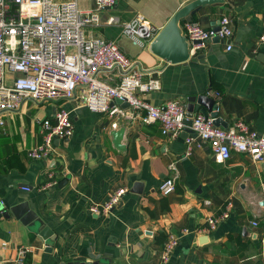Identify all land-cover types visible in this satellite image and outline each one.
I'll return each instance as SVG.
<instances>
[{
	"label": "crops",
	"instance_id": "0c3cea01",
	"mask_svg": "<svg viewBox=\"0 0 264 264\" xmlns=\"http://www.w3.org/2000/svg\"><path fill=\"white\" fill-rule=\"evenodd\" d=\"M58 1H75L84 12L95 8V0ZM192 1L118 0L98 11L100 24L86 34L116 42L141 67L159 72L161 90L141 95L150 104L188 106L190 97L207 96L220 102L218 118L225 125L218 127L243 121L264 135V0L202 7L193 15L202 28L215 27L225 16L232 19L233 48L213 40L189 61L168 63L152 53L151 41ZM139 14L156 28L151 41L135 43L124 32ZM6 77L12 84L15 75ZM101 78L117 82L116 73ZM82 99L78 92L73 100L54 103L27 100L20 111L0 115V202L9 214L0 219V264H18L21 248L30 249L24 264H61L77 257L102 264H264V161L233 152L222 162L191 132L172 140L158 122L94 113ZM62 109L71 114L73 137L57 141L49 160L29 159L28 152L43 143L40 121ZM120 128L126 129L124 151L115 149L111 136ZM171 176L177 177L176 189L165 196L160 186ZM53 179L57 185L44 189ZM119 188L128 193L111 215L90 211ZM230 203V217L209 230L208 219ZM172 236L179 245L163 263L161 253Z\"/></svg>",
	"mask_w": 264,
	"mask_h": 264
},
{
	"label": "built area",
	"instance_id": "2783aa9c",
	"mask_svg": "<svg viewBox=\"0 0 264 264\" xmlns=\"http://www.w3.org/2000/svg\"><path fill=\"white\" fill-rule=\"evenodd\" d=\"M118 0H95V8L84 12L75 1L58 0H0V115L18 112L27 100L37 104L73 100L80 92L85 107L101 114L140 116L145 124L158 122L162 134L177 139L189 130L201 141L210 145L212 153L220 161L231 158L232 153H242L253 161H264V135L252 131L243 121H236L233 127L224 129L216 126L219 114L218 101L207 115L199 112L192 117V124H186L187 106L179 101H169L164 106H155L141 95L161 90L159 72L143 68L137 61L127 57L114 41L100 37H88L86 29L100 24L98 11L113 8ZM115 22L110 18L109 23ZM219 30L202 28L196 22L182 25L184 35L191 42V55L205 49L211 41L219 39L233 48L235 34L232 19L223 17ZM124 32L135 43L151 41L156 28L139 14L132 22L125 24ZM264 41V33L261 37ZM7 73L15 78L7 82ZM116 73L115 85L101 78ZM148 77L147 80H145ZM220 97V93H216ZM116 99L127 102L130 108L116 104ZM4 121L0 119V126ZM43 143L28 152L31 160L46 161L56 154V142L71 139L74 123L71 114L62 109L53 117L40 121ZM176 171L175 165H170ZM52 179V177H51ZM176 176L166 179L160 192L169 196L175 192ZM53 179L45 188L56 186ZM128 193L127 188L116 190L102 205H92L94 214L108 217L121 204ZM230 203L226 211L208 219L209 230L230 217ZM253 225H257L256 222ZM179 239L170 237L161 253L163 263L167 262ZM30 252L21 248L18 264H24Z\"/></svg>",
	"mask_w": 264,
	"mask_h": 264
},
{
	"label": "water",
	"instance_id": "95a60500",
	"mask_svg": "<svg viewBox=\"0 0 264 264\" xmlns=\"http://www.w3.org/2000/svg\"><path fill=\"white\" fill-rule=\"evenodd\" d=\"M225 0H194L189 4L182 7L177 13L170 19L166 26L156 35V37L151 41L150 49L153 54L162 60L171 64L185 63L191 59V42L184 35L182 24L185 22H193V15L199 11L202 7L221 5L224 4ZM216 31L219 30L218 24L214 27ZM214 41H220L215 39ZM198 59L202 60L203 56H198ZM187 106V117L186 124L191 126L192 117L194 113L200 111V106L205 109L201 112L205 115L212 112L215 108V100L207 96L190 97L188 99ZM116 104H119L124 109L130 108L129 103L123 102L121 99H116ZM216 126L225 125L221 118H217L215 122ZM125 128H120L114 130L111 133L113 138V145L115 149L119 151L126 150V147L122 144ZM190 131L186 130L182 133L183 137H187ZM57 143V142H56ZM139 183L135 187H139ZM9 218V214L5 211L3 204L0 202V219ZM61 264H102L100 262L88 261L84 257L74 258L71 262H63Z\"/></svg>",
	"mask_w": 264,
	"mask_h": 264
}]
</instances>
